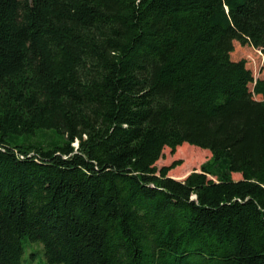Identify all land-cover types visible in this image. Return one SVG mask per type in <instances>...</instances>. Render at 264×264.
<instances>
[{
  "label": "trees",
  "instance_id": "trees-1",
  "mask_svg": "<svg viewBox=\"0 0 264 264\" xmlns=\"http://www.w3.org/2000/svg\"><path fill=\"white\" fill-rule=\"evenodd\" d=\"M235 42L264 53V0H0V264L24 238L48 264H264V73ZM178 146L211 157L177 180Z\"/></svg>",
  "mask_w": 264,
  "mask_h": 264
},
{
  "label": "rangeland",
  "instance_id": "rangeland-1",
  "mask_svg": "<svg viewBox=\"0 0 264 264\" xmlns=\"http://www.w3.org/2000/svg\"><path fill=\"white\" fill-rule=\"evenodd\" d=\"M233 58H245L246 65L252 70L254 78L257 76H261L264 73V53L260 52L259 49H254L248 46H240L237 42H235L234 51L232 53ZM188 146V143H183ZM182 144V145H183ZM181 146V145H180ZM176 147L174 151H171L170 148L165 147L163 149L162 157L156 162L157 167L168 166L174 161H180V164L171 169L168 173L169 175L174 176H183L189 173L192 170H199L200 165L206 161H208L211 157L210 152L202 153L194 150H190L187 148L180 149ZM200 150L199 147L193 146ZM191 167H188V166ZM234 179H239L240 175L235 173L232 175ZM23 245V253L21 256L20 264H48L44 257L43 249L40 243L32 242L26 238L22 240Z\"/></svg>",
  "mask_w": 264,
  "mask_h": 264
},
{
  "label": "crops",
  "instance_id": "crops-1",
  "mask_svg": "<svg viewBox=\"0 0 264 264\" xmlns=\"http://www.w3.org/2000/svg\"><path fill=\"white\" fill-rule=\"evenodd\" d=\"M188 174V173H187ZM187 174H185V175H183V176H174V175H169V173H168V175L170 176V177H172V178H174V179H177V180H183L185 177H186V175Z\"/></svg>",
  "mask_w": 264,
  "mask_h": 264
}]
</instances>
